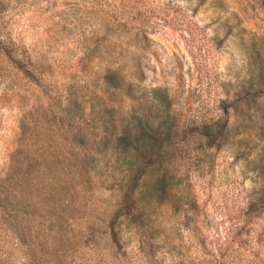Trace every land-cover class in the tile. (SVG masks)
I'll list each match as a JSON object with an SVG mask.
<instances>
[{"label":"rangeland","instance_id":"obj_1","mask_svg":"<svg viewBox=\"0 0 264 264\" xmlns=\"http://www.w3.org/2000/svg\"><path fill=\"white\" fill-rule=\"evenodd\" d=\"M0 264H264V0H0Z\"/></svg>","mask_w":264,"mask_h":264}]
</instances>
